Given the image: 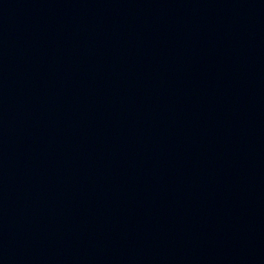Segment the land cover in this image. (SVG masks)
Wrapping results in <instances>:
<instances>
[{
    "label": "water",
    "instance_id": "95a60500",
    "mask_svg": "<svg viewBox=\"0 0 264 264\" xmlns=\"http://www.w3.org/2000/svg\"><path fill=\"white\" fill-rule=\"evenodd\" d=\"M0 264H264V0H0Z\"/></svg>",
    "mask_w": 264,
    "mask_h": 264
}]
</instances>
